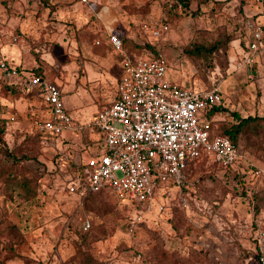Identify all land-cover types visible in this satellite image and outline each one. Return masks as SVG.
<instances>
[{
	"label": "rangeland",
	"instance_id": "obj_1",
	"mask_svg": "<svg viewBox=\"0 0 264 264\" xmlns=\"http://www.w3.org/2000/svg\"><path fill=\"white\" fill-rule=\"evenodd\" d=\"M188 1L184 7L179 0H0V51L24 74L40 71L60 85L73 121L87 124L113 99L122 71L106 28L113 27L125 52L140 57L151 52L145 26L161 19L167 28L154 47L165 56L170 78L196 88L215 83L221 90L226 111L216 115V131L228 124L229 112L264 115V52L252 65L239 63L247 53L240 46L245 16L264 22V0ZM221 30L229 36L226 50L215 54L214 67L200 70L185 46ZM21 81L0 77V120L5 146L14 154L0 148V264H77L82 250L99 264H264V245L257 241V230L264 231V177L252 175L264 169L263 148L246 150L241 167L225 168L212 158L196 163L183 186L171 187L164 209L129 232L133 209L112 193L100 195L105 205L97 207L83 200V186L67 190L69 170L59 164V150L43 148L32 127L34 118L47 117L40 93L27 91ZM94 131L66 130L56 138L75 139L79 160L72 162L84 166L104 150L100 140L83 143L85 133ZM6 170L30 176L36 196L24 200L7 188L1 176ZM179 192L188 208L178 205ZM86 220L91 229L84 235Z\"/></svg>",
	"mask_w": 264,
	"mask_h": 264
},
{
	"label": "built area",
	"instance_id": "obj_2",
	"mask_svg": "<svg viewBox=\"0 0 264 264\" xmlns=\"http://www.w3.org/2000/svg\"><path fill=\"white\" fill-rule=\"evenodd\" d=\"M260 1V0H256ZM89 3L90 0H81ZM243 27L246 32V55L241 65H252L264 52V24L248 17ZM166 26L154 19L145 26V43L155 46L164 35ZM108 42L120 55L122 72L117 81L116 96L109 105L100 108L87 124L75 123L66 111L59 86L33 73L24 74L16 64L0 51V73L8 78H25L27 90L37 89L49 115L36 117L32 127L44 134L43 144L54 145L63 131L94 128L104 150L88 158L83 175L72 168L69 154L59 151V164L69 174L67 189L74 192L106 190L130 206L133 213L127 220V230L133 232L145 216L161 212L165 198L171 199V187L181 186L188 179L187 164L208 155L218 163L235 165L241 161L231 140L218 134L214 118L206 112L222 105L221 90L211 87H188L171 81L168 63L160 51L135 57L124 51L122 41L107 27ZM15 120L16 113L10 117ZM256 179L264 175L263 168H255ZM178 205L189 207L188 198L178 193ZM90 222H83L86 230ZM258 247L264 245V231L257 230ZM264 262V256H261Z\"/></svg>",
	"mask_w": 264,
	"mask_h": 264
},
{
	"label": "trees",
	"instance_id": "obj_3",
	"mask_svg": "<svg viewBox=\"0 0 264 264\" xmlns=\"http://www.w3.org/2000/svg\"><path fill=\"white\" fill-rule=\"evenodd\" d=\"M179 1L182 3L184 7H187L189 4L188 0H179ZM247 18L248 17L245 16L244 20H246ZM228 40H229L228 34H226L225 31L221 30L220 32H217L216 34L213 33L212 37L207 40L208 42L207 41L205 42L194 41V40L190 41L189 44L185 46L184 53L190 60H192L194 63L197 64L200 70L206 71L208 68L210 69L214 67L215 54L218 53L221 49L223 51L226 50V45H227ZM240 44L244 46L245 45L244 40H241ZM145 47L148 48V50H150L151 53L153 54H156L158 52L154 46L148 43H145ZM17 67H18V70H21L20 66H17ZM33 74L44 77L40 71H36ZM24 79L25 78H22V80ZM214 85L216 84L210 83L208 86H205V87H211ZM28 91L33 92L32 90H28ZM225 111H226V108H224L223 105L214 106L206 112V117L213 119L215 118L216 115H218L221 112H225ZM229 115L230 117H229L228 124L221 125L220 131L215 130L216 133L222 134L228 137L231 140L232 144L236 147L238 152L243 155H246L245 154L246 150H250L251 147L264 149V115L254 114V115H248V116H241L238 112H234V111L229 112ZM214 120H216V118ZM4 133H5V120L2 119L0 120V145H1L0 148L1 150L3 149V151L6 153L7 156L14 158V154L11 153V151H9L8 148L5 146ZM38 135H39L38 140L41 146L43 148L46 147L43 144V139L45 135L39 132H38ZM240 141L244 142L243 147L239 145ZM210 158L211 157L206 155V156H203L195 160H189L187 164V173H189V170L196 163L201 162L206 159H210ZM213 161L225 168H231L232 166H234V165L224 166L218 163L214 159ZM239 163H242V160L237 162L239 167H241ZM82 167H83V164H75V162H72V168L76 171L78 170V172L83 175ZM239 167L238 169L240 170ZM242 175H244V173H242ZM1 176L7 188H9L10 190H17L19 196H21L24 200H31L32 198L36 196V183H34L31 177L28 176L27 174L24 176L16 177L15 173L9 170H6L4 172H1ZM263 177L264 175L258 178H260L262 181ZM105 192L106 190L104 189H101L99 191L86 190L83 193V200L87 201L88 203L90 202L92 204H95L97 207H101L102 205H105V203L102 202V200H100L99 197L100 195L105 194ZM182 193L185 194L184 188L182 189ZM96 198H97V202H96ZM121 203L126 204L124 202H121ZM126 205L128 206V204ZM254 210L256 213H258L260 210L259 206L254 208ZM90 229H91V224L88 229L82 230L83 234L86 235ZM74 260L77 264H99L98 261L93 257V255L88 250L80 251L78 254H76V256L74 257Z\"/></svg>",
	"mask_w": 264,
	"mask_h": 264
},
{
	"label": "crops",
	"instance_id": "obj_4",
	"mask_svg": "<svg viewBox=\"0 0 264 264\" xmlns=\"http://www.w3.org/2000/svg\"><path fill=\"white\" fill-rule=\"evenodd\" d=\"M261 11H258V12H255V13H260ZM251 14H246V17H249ZM261 16H259V20L261 21ZM261 23H263L264 24V22H261ZM244 39H246V32H245V36L242 38V40H244ZM241 47L243 46V45H240ZM1 50V49H0ZM2 52V51H1ZM2 54L8 59V60H10L11 62H13L14 64H16L15 63V61H14V59H13V57H11V56H9L8 54H5V52H2ZM16 65H18V66H20V64H16ZM20 69L23 71L24 69H23V67L22 66H20ZM122 72V71H121ZM120 75H121V73H120ZM120 75H119V77H120ZM167 76H168V78L171 80V81H173L171 78H170V76L168 75V73H167ZM0 77H3V78H5V79H9V80H18V81H20L22 78H20L21 77V75H20V77H14V78H8V77H6V76H3L1 73H0ZM119 77H118V79H119ZM44 78H46V77H44ZM47 79V78H46ZM118 79H117V81H118ZM48 80V79H47ZM49 81H51V80H49ZM23 84H24V86H25V79H24V81H21ZM51 82H55V81H51ZM174 82V81H173ZM56 83V82H55ZM175 83V82H174ZM177 84V83H176ZM179 85H183V84H179ZM59 87H60V85H58ZM117 87V86H116ZM26 88V87H25ZM60 89H61V87H60ZM27 90V89H26ZM28 91V90H27ZM116 92H117V90H116ZM61 95H62V91H61ZM41 96V95H40ZM115 96H116V93H115V95H114V97H113V99L115 98ZM42 98V97H41ZM112 99V100H113ZM112 100H110V102L112 101ZM110 102L108 103V104H106V105H102L100 108H102V107H104V106H107V105H109L110 104ZM42 103H43V105H44V107H45V110H46V115L48 116L49 115V112H48V108H47V106H46V104H45V102H43V100H42ZM99 108V109H100ZM65 109H66V107H65ZM98 109V110H99ZM66 111L69 113V111L66 109ZM215 118H216V116H215ZM214 118V119H215ZM84 131V130H83ZM75 132H77V131H75ZM85 133V132H84ZM87 134V135H86ZM97 135V136H96ZM85 137L86 138H84L83 139V143L85 144V145H88V144H91V143H94V142H96L97 140H100L101 142H102V140H101V138H100V136H99V134H97V133H95V131L94 132H88V133H85ZM75 141V139H73L72 137H61L60 138V140H57V138L55 139V141H54V145H51V146H46V147H44V148H46V149H52V151L53 150H59L61 153H63V152H65V153H67V154H69V159H70V161H71V163H72V161H76V160H79V157H77V158H75L74 157V152H75V145H74V142ZM79 144V143H78ZM78 147H79V145H78ZM78 149V148H77ZM73 152H72V151ZM59 153V152H58ZM79 162V161H78Z\"/></svg>",
	"mask_w": 264,
	"mask_h": 264
}]
</instances>
